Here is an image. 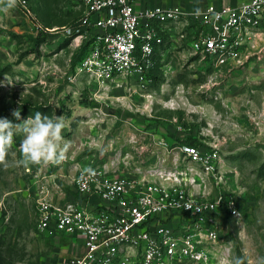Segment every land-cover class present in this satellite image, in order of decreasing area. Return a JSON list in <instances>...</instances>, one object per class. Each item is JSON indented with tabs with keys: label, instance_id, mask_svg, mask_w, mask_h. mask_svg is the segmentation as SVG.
Masks as SVG:
<instances>
[{
	"label": "rangeland",
	"instance_id": "rangeland-1",
	"mask_svg": "<svg viewBox=\"0 0 264 264\" xmlns=\"http://www.w3.org/2000/svg\"><path fill=\"white\" fill-rule=\"evenodd\" d=\"M27 2L32 17L20 5L0 12V117L20 123L12 115L17 110L22 119L36 112L64 116L63 134L70 142L66 159L47 166L65 193L71 192L78 163L124 157L131 163L167 164L172 148L190 139L197 146L216 145L226 170L237 172L231 181L240 216L221 219L232 259L264 264V60L255 72L232 80L230 73L198 70L187 60L190 24L180 23L179 40L169 44L165 71L157 73L149 92L99 86L74 73L85 39L66 29L76 23L78 10L69 0ZM236 82L240 86L231 102L230 85ZM22 140L17 132L9 167L0 166V264H63L69 241L35 230L34 195L43 182L33 175L47 166L30 165L27 172L18 164Z\"/></svg>",
	"mask_w": 264,
	"mask_h": 264
},
{
	"label": "built area",
	"instance_id": "built-area-1",
	"mask_svg": "<svg viewBox=\"0 0 264 264\" xmlns=\"http://www.w3.org/2000/svg\"><path fill=\"white\" fill-rule=\"evenodd\" d=\"M69 2L78 16L66 32L85 39L74 73L134 92L153 87V69L179 40L177 24H190L189 66L213 75L242 65L246 44L264 24V0L195 10H137L132 0ZM19 5L32 17L27 0ZM172 150L167 164L124 157L78 163L70 193L41 183L34 195L36 232L70 239L73 251L63 264H228L232 251L221 219L240 216L231 181L237 172L226 170L216 145Z\"/></svg>",
	"mask_w": 264,
	"mask_h": 264
},
{
	"label": "clouds",
	"instance_id": "clouds-1",
	"mask_svg": "<svg viewBox=\"0 0 264 264\" xmlns=\"http://www.w3.org/2000/svg\"><path fill=\"white\" fill-rule=\"evenodd\" d=\"M19 3L20 0H0V12L7 14L17 8ZM12 115L21 122L13 123L0 117V166L9 167L8 155L17 132L23 134L19 146L20 166L28 168L30 165H59L66 159L70 142L63 134L64 116H49L36 112L34 117L22 119L18 110L13 111ZM228 264H245V260L236 257L229 260Z\"/></svg>",
	"mask_w": 264,
	"mask_h": 264
},
{
	"label": "crops",
	"instance_id": "crops-1",
	"mask_svg": "<svg viewBox=\"0 0 264 264\" xmlns=\"http://www.w3.org/2000/svg\"><path fill=\"white\" fill-rule=\"evenodd\" d=\"M132 1L137 10H140L143 8H153L156 6L171 7L174 5H179L186 10H195V9H201L206 6L217 7L223 4L238 5L247 0H132ZM252 43L254 47L250 48V45ZM244 53H246L248 57L243 60L242 65H237L234 67L223 66L222 68H220L221 71H219L218 74L221 75V74L230 73V79L232 80L234 79L232 77L237 76V74H242L244 72H250V71L255 72L256 70H258L260 63H262V61L264 60V24L262 25V27L256 34L255 38H253L251 41H249L246 44V48L243 50V54ZM257 59H260V60H257ZM239 84H240L239 82L238 83L236 82L234 83V85L233 83L230 85V90H229L230 93L233 91V96H230L231 102L232 100L234 102L236 99V96L234 95V93L238 90L240 86ZM43 169L41 167L37 171L39 174H41L44 177L41 181H43V183L44 182L48 183L51 190H55L56 188L60 190L62 189L64 190V187L61 186L59 181L58 180L56 181V179L52 177V175H54V172H52V165L47 166ZM37 188L38 186L36 187V189ZM56 239H60V238H56ZM62 239H65V238H62ZM66 240L69 241L68 249L66 251L69 250L68 256H70L73 251V247H72L70 239L66 238Z\"/></svg>",
	"mask_w": 264,
	"mask_h": 264
},
{
	"label": "trees",
	"instance_id": "trees-1",
	"mask_svg": "<svg viewBox=\"0 0 264 264\" xmlns=\"http://www.w3.org/2000/svg\"><path fill=\"white\" fill-rule=\"evenodd\" d=\"M42 41H44V37H43L42 39H39V40L36 41V49H34L33 51H37V46H38ZM165 48H166V45H162V46L160 47L161 50H163V49H165ZM157 58H159V56H157ZM166 61H167V59H166L165 61L161 62V63H157V65H156L155 68L153 69V71H152V78H153L154 83H156V81H157V79H158V77H157V73L160 74V72H161V71L159 70L158 66H159L160 64H162V63H165ZM186 144L197 145V143H196L194 140H192V139H190L189 141H187ZM260 174H262V171H260Z\"/></svg>",
	"mask_w": 264,
	"mask_h": 264
}]
</instances>
